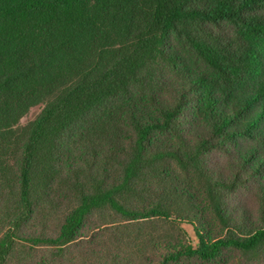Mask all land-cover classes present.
I'll use <instances>...</instances> for the list:
<instances>
[{
    "label": "trees",
    "instance_id": "obj_1",
    "mask_svg": "<svg viewBox=\"0 0 264 264\" xmlns=\"http://www.w3.org/2000/svg\"><path fill=\"white\" fill-rule=\"evenodd\" d=\"M14 254L264 264V0H0Z\"/></svg>",
    "mask_w": 264,
    "mask_h": 264
},
{
    "label": "rangeland",
    "instance_id": "obj_2",
    "mask_svg": "<svg viewBox=\"0 0 264 264\" xmlns=\"http://www.w3.org/2000/svg\"><path fill=\"white\" fill-rule=\"evenodd\" d=\"M42 107H43V105H41V104L32 107L30 109V111L24 117L21 118V120L19 121V124L25 125L28 122H30L31 120H33L38 115V113L41 111ZM183 228H185L187 230V232L190 234V238L193 241V244H195L196 238L193 235V231H192L191 226L184 224ZM22 254H16V255L14 254V256L6 264H18L17 259L19 256H22Z\"/></svg>",
    "mask_w": 264,
    "mask_h": 264
}]
</instances>
